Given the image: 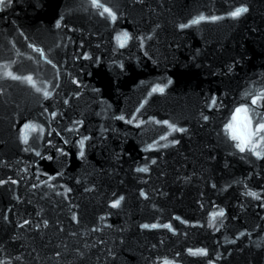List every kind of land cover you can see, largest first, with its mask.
Returning <instances> with one entry per match:
<instances>
[{
  "label": "water",
  "instance_id": "obj_1",
  "mask_svg": "<svg viewBox=\"0 0 264 264\" xmlns=\"http://www.w3.org/2000/svg\"><path fill=\"white\" fill-rule=\"evenodd\" d=\"M99 3L0 2V264H264V0Z\"/></svg>",
  "mask_w": 264,
  "mask_h": 264
},
{
  "label": "snow or ice",
  "instance_id": "obj_2",
  "mask_svg": "<svg viewBox=\"0 0 264 264\" xmlns=\"http://www.w3.org/2000/svg\"><path fill=\"white\" fill-rule=\"evenodd\" d=\"M0 2H2V0H0ZM92 3L94 6H97V7H100V3H99V0H92ZM104 12L108 13L110 16L112 15V13L110 12V10L108 8H104L103 9ZM247 11V8L245 7H240V8H237L235 11H233L231 13V15L233 17H239L241 16L243 13H245ZM113 19H115V17L113 16ZM204 19L203 17H200L199 20H193L192 23H199L200 20ZM182 27H184L182 25ZM128 37H127V34L124 35L123 38H121L120 40V44L121 46L124 45V43H126ZM8 76H11L13 79H16L17 77L15 76H12V74L9 72L7 73ZM28 82L31 83V77H28ZM154 92L156 91H159V92H163V89L162 88H159V89H153ZM45 95H47V93H45ZM255 102V101H253ZM246 110L245 109H237V112H236V116L233 118L234 120H239L240 118V114L241 112H245ZM250 124L251 122L249 121L248 124L245 125V134H239V131L236 127H234L233 125H229V129L232 131V137L233 139H238L240 140V144L238 145V147L240 148L241 151H244V148L247 146V144H249L251 142L250 138L251 136L253 135V133L251 132L250 130ZM34 130V129H33ZM261 131H264V124H261L257 129H256V134L260 133ZM27 141V136L25 135V142ZM119 202L117 201V204ZM117 204H114L113 207H116ZM216 215H223L222 212H219L217 213ZM213 219H215V217H213ZM147 227V226H145ZM155 227V226H153ZM199 254H203V253H199Z\"/></svg>",
  "mask_w": 264,
  "mask_h": 264
}]
</instances>
